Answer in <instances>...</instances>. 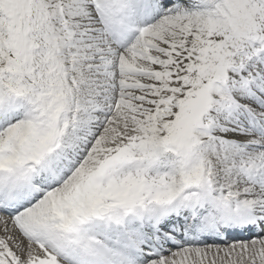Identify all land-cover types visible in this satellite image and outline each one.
<instances>
[{
  "label": "snow or ice",
  "instance_id": "obj_1",
  "mask_svg": "<svg viewBox=\"0 0 264 264\" xmlns=\"http://www.w3.org/2000/svg\"><path fill=\"white\" fill-rule=\"evenodd\" d=\"M0 264H264V0H0Z\"/></svg>",
  "mask_w": 264,
  "mask_h": 264
}]
</instances>
